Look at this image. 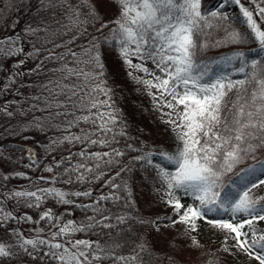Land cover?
<instances>
[{
	"label": "trees",
	"instance_id": "trees-1",
	"mask_svg": "<svg viewBox=\"0 0 264 264\" xmlns=\"http://www.w3.org/2000/svg\"><path fill=\"white\" fill-rule=\"evenodd\" d=\"M263 179L264 0H0V264H235L164 204Z\"/></svg>",
	"mask_w": 264,
	"mask_h": 264
},
{
	"label": "rangeland",
	"instance_id": "rangeland-1",
	"mask_svg": "<svg viewBox=\"0 0 264 264\" xmlns=\"http://www.w3.org/2000/svg\"><path fill=\"white\" fill-rule=\"evenodd\" d=\"M174 199L173 202L168 199L164 206L167 209L176 207L177 216L191 226L193 238L200 248H228L234 251L235 264H264V258L253 253L247 244L253 235L264 233V214L237 215L224 222L214 223L207 218L206 212L201 210L200 200ZM257 199L264 200V179L246 191L240 203L247 204ZM252 227H258L256 232L251 230Z\"/></svg>",
	"mask_w": 264,
	"mask_h": 264
},
{
	"label": "water",
	"instance_id": "water-1",
	"mask_svg": "<svg viewBox=\"0 0 264 264\" xmlns=\"http://www.w3.org/2000/svg\"><path fill=\"white\" fill-rule=\"evenodd\" d=\"M32 157H34V154H32ZM68 200H71V197H69Z\"/></svg>",
	"mask_w": 264,
	"mask_h": 264
}]
</instances>
